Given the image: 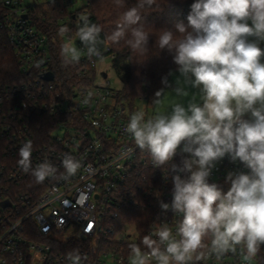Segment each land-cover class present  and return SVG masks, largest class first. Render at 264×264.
Wrapping results in <instances>:
<instances>
[{"label":"clouds","instance_id":"9594fccd","mask_svg":"<svg viewBox=\"0 0 264 264\" xmlns=\"http://www.w3.org/2000/svg\"><path fill=\"white\" fill-rule=\"evenodd\" d=\"M124 7L125 0H114ZM158 0H137L123 11L107 41H122L136 57H146L153 29L142 22V12ZM187 24H175L157 35L159 49L172 54L184 83L199 89L185 107L174 102L163 111L144 110L130 114L124 131L136 147L146 150L154 168L168 165L178 154L181 165H172L171 203L160 202L181 219L175 229L159 223L139 243L131 242L129 264H207L231 254L242 264H253L264 245V0H195ZM60 27L61 37L69 32ZM101 27L88 15L79 17L76 37L87 57L103 60L98 45ZM63 65L78 64L82 50L69 38L60 46ZM167 85V79L162 81ZM179 83V82H178ZM187 97L184 87L173 90ZM163 89L155 93L152 105L163 103ZM91 93L88 94L91 97ZM88 101L85 100V103ZM250 118L246 119L245 117ZM32 142L19 149L18 165L36 183L57 178L58 169L48 161L31 163ZM229 157L240 161L248 172H229L225 191L209 177L216 164ZM59 179L68 180L81 167L71 154L62 159ZM179 173H186L182 178ZM70 264H81V255L70 252ZM86 258V257H85Z\"/></svg>","mask_w":264,"mask_h":264},{"label":"built area","instance_id":"2783aa9c","mask_svg":"<svg viewBox=\"0 0 264 264\" xmlns=\"http://www.w3.org/2000/svg\"><path fill=\"white\" fill-rule=\"evenodd\" d=\"M68 1L71 13L89 4L85 0L76 8L77 0ZM31 6L24 0H0V32L7 31L22 73L31 78L13 88L12 102L0 104V264H70L67 255L74 251L81 255V264H129L128 245L139 243L140 237L133 223L115 228L121 209H147V234L159 223L175 229L181 217L171 210L162 211L160 202L171 203L172 177L177 174L172 165L179 166L180 155L162 168L152 166L147 151L136 147L124 131L130 114L139 109L119 106L109 82L96 83L99 60L87 57L78 38H72L82 50L83 73L77 81L63 87L55 76L46 80L44 76L52 72L48 40L30 24L29 16L24 18ZM80 16H75L76 26ZM260 47L264 49L262 43ZM86 75L89 84L81 81ZM32 111L71 116L51 124L48 137L42 140L36 135L40 125L25 119ZM26 141L32 142V167L48 161L58 169L56 179L36 183L21 169L18 152ZM66 153L80 161L81 167L63 180L59 174L64 171L61 162ZM248 171L240 161L226 156L216 164L209 182L225 183L229 172ZM179 174L182 178L188 175ZM27 181L29 187L19 189ZM14 187L19 192L11 191ZM5 201L9 205L3 207ZM207 264L242 261L239 255L229 254L220 262L213 259ZM253 264L260 263L256 259Z\"/></svg>","mask_w":264,"mask_h":264},{"label":"trees","instance_id":"16d2710c","mask_svg":"<svg viewBox=\"0 0 264 264\" xmlns=\"http://www.w3.org/2000/svg\"><path fill=\"white\" fill-rule=\"evenodd\" d=\"M89 4L85 7L71 13L72 5L68 0H49L44 4L34 3L29 8V22L32 26L38 28L42 35L48 40V48L51 56L50 70L55 76V81L63 87H71L83 73L82 64L63 65L59 55L60 46L67 42L69 38L76 37V19L75 16L86 14L91 23L98 24L102 31L99 39L102 41L98 45L103 58L113 55L112 66L117 77L122 82V87L116 90V103L129 110H134L142 97L155 98V93L164 89L170 81L173 71H177L178 66L173 62L172 54L167 49L161 50L157 46L156 33L163 29H168L176 33L175 24L183 21L187 24V15L190 13L191 5L195 0H158L159 7L153 5L150 9L142 12V22L146 28L153 29L149 35L148 53L144 57H136L135 54L122 41L119 45H114L107 41L106 37L115 28L117 21L123 11L136 6L137 0H125L124 7H119L114 0H88ZM67 26L69 32L61 37L59 28ZM109 49V50H106ZM83 84H89L87 77H81ZM167 79V85L162 81ZM30 76L22 73L18 59L6 30L0 32V104L8 105L12 102V90L21 86L30 80ZM71 115H48L32 111L28 122L29 124L40 125L36 131L38 138H47L51 124H58ZM47 140V139H46ZM3 144L0 139V161L2 160ZM180 155V156H179ZM179 156V166L184 155ZM175 156V157H176ZM145 174H148L144 171ZM32 181L35 179H31ZM139 183V182H138ZM210 183V182H209ZM215 183V182H212ZM225 191L229 188L228 184L216 183ZM30 185L29 181L22 184L19 189H26ZM141 186V184H138ZM14 187V193L19 192ZM150 212L140 207H122L120 218L115 222V228L120 229L125 224L133 223L139 232L140 240L147 234L149 226ZM260 264H264V245L261 246V252L256 258Z\"/></svg>","mask_w":264,"mask_h":264},{"label":"rangeland","instance_id":"374dc122","mask_svg":"<svg viewBox=\"0 0 264 264\" xmlns=\"http://www.w3.org/2000/svg\"><path fill=\"white\" fill-rule=\"evenodd\" d=\"M47 1L49 0H24V4L25 5H32L34 3L44 4ZM84 4H85V0H77V2L75 3V7L79 8ZM260 43L264 45V42H260ZM103 73L107 74V78L103 77ZM105 82H109V86L114 90H119L122 87V82L115 73V70L112 66V59L110 58V56H105L103 60H99L97 66L96 83L103 84ZM178 86L184 87L189 92V96L177 97L173 90ZM163 90L165 92L162 98L163 103L159 106L158 109H154V106L152 105L153 100L155 98H148L143 101H139L136 105V109L144 110L146 112V115L150 116L153 114L154 110L163 111L164 109L168 108L171 103L174 102H180L185 107H187L192 97L194 95L198 97L199 94V89L192 88L190 85L184 83V77L181 76L178 70L172 72L169 84ZM245 118L248 119L250 117L246 116Z\"/></svg>","mask_w":264,"mask_h":264},{"label":"water","instance_id":"95a60500","mask_svg":"<svg viewBox=\"0 0 264 264\" xmlns=\"http://www.w3.org/2000/svg\"><path fill=\"white\" fill-rule=\"evenodd\" d=\"M28 17V15H24V18H27ZM104 77H107V74L106 73H104ZM44 78L46 79V80H53V78H54V74L52 73V72H49V73H47L45 76H44ZM9 205V202L8 201H5V202H3L2 203V206L3 207H6V206H8Z\"/></svg>","mask_w":264,"mask_h":264}]
</instances>
